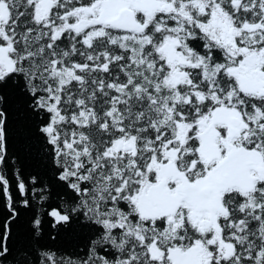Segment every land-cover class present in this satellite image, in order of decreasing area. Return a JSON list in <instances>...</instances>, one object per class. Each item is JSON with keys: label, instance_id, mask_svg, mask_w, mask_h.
I'll return each mask as SVG.
<instances>
[{"label": "snow or ice", "instance_id": "snow-or-ice-1", "mask_svg": "<svg viewBox=\"0 0 264 264\" xmlns=\"http://www.w3.org/2000/svg\"><path fill=\"white\" fill-rule=\"evenodd\" d=\"M0 264H264V0H0Z\"/></svg>", "mask_w": 264, "mask_h": 264}]
</instances>
